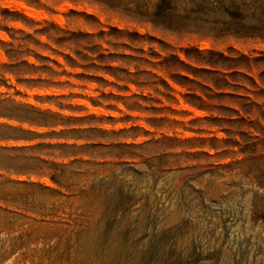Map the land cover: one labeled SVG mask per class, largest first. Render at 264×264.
<instances>
[{"label":"rangeland","instance_id":"obj_1","mask_svg":"<svg viewBox=\"0 0 264 264\" xmlns=\"http://www.w3.org/2000/svg\"><path fill=\"white\" fill-rule=\"evenodd\" d=\"M0 136V264H264V0H0Z\"/></svg>","mask_w":264,"mask_h":264},{"label":"trees","instance_id":"obj_2","mask_svg":"<svg viewBox=\"0 0 264 264\" xmlns=\"http://www.w3.org/2000/svg\"><path fill=\"white\" fill-rule=\"evenodd\" d=\"M8 137L7 136H0V139L2 140V139H7ZM1 150H6V149H4V148H1Z\"/></svg>","mask_w":264,"mask_h":264}]
</instances>
